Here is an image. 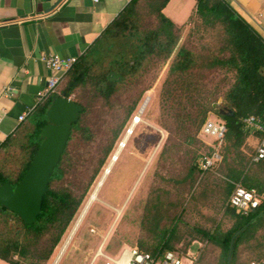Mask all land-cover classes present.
<instances>
[{"label": "rangeland", "instance_id": "obj_1", "mask_svg": "<svg viewBox=\"0 0 264 264\" xmlns=\"http://www.w3.org/2000/svg\"><path fill=\"white\" fill-rule=\"evenodd\" d=\"M139 11L142 29L157 26L148 1L141 2ZM220 42L215 29H205L196 19L181 28L180 45L196 54L207 56L218 52ZM120 50V44L115 42L110 50L102 52L103 66ZM175 55L176 52L168 61L153 59L142 77L121 85L108 101L99 96L91 84L73 91L70 97L85 107L82 124L91 129L94 139L88 140L80 134L70 142L62 162L64 176L55 180L52 187L73 191L82 197V203L50 257L41 260L34 256L27 260L29 264H114L126 249L154 244L158 221L159 227H170L177 222L173 245L182 258L196 257L195 264L219 263L220 248L196 239L200 236L194 227L214 230L219 226L225 230L233 223L225 216V161L193 179L187 174L193 162H198L201 152L208 149L206 141L213 140L204 138L200 133L202 125L198 127L201 104L212 102L214 109L208 116L221 119L216 112L220 108H229L224 97L233 83L234 74L225 69H202L201 91L194 93L191 100H195L194 104L185 97L167 102L165 82ZM146 100L148 104L142 110ZM179 102L182 107H187L181 118L176 111ZM138 114L142 121L129 134ZM248 137L246 135L245 141ZM255 148L253 143L241 147V155L249 166ZM120 149L118 159L105 175ZM223 155L225 158V149ZM234 157L235 153H230L229 159ZM250 172L260 174L259 167H252ZM260 175L264 180V173ZM97 189L96 199L90 201ZM157 203L159 210L155 207ZM79 218L81 222L70 237ZM10 223L18 229L13 220ZM50 237H44L37 248L38 253L50 248ZM68 238V244L60 254ZM187 261L184 260V264H190ZM238 262L264 264V229L241 245Z\"/></svg>", "mask_w": 264, "mask_h": 264}, {"label": "trees", "instance_id": "obj_2", "mask_svg": "<svg viewBox=\"0 0 264 264\" xmlns=\"http://www.w3.org/2000/svg\"><path fill=\"white\" fill-rule=\"evenodd\" d=\"M142 1L132 0L87 52L77 59L64 79L65 86L60 95L65 93L71 98L77 87L91 84L99 96L108 101L119 91L121 85L133 83L142 77L153 59L168 61L174 52L176 55L170 65L164 89L167 102L184 97L191 101L194 93L201 91L199 78L202 69H225L232 72L234 80L226 90L224 100L234 113L222 115L219 111L216 112L227 126L220 162L225 161L227 191L230 194L236 184L240 183L264 193V180L260 175L264 173V162H256L251 158L249 166V162L241 155V147L248 135L243 129L242 119L251 114H264V38L228 0H196L191 21L196 19L205 29H215L221 40L218 52L207 56L196 54L187 46L180 45L181 28L163 11L170 0H146L157 19V26L153 29H142L140 26L139 7ZM115 42L120 44L121 50L110 56L109 63L104 67L102 52L110 50ZM97 67L101 70L97 71ZM55 97L57 96L36 105L15 134L0 145V184L9 182L16 186L24 178L42 142L41 130L48 123L47 109ZM191 102L194 104L195 100ZM181 103L177 104V109L175 107L180 118L187 111V107H182ZM80 105L82 110L79 119L73 123L66 150L51 176L37 221L27 224L0 203V259L10 264H29L27 260L34 256L41 260L48 259L82 203V197L76 196L73 191L52 187L55 180L64 176L62 162L70 142L80 134L88 140L94 139L91 129L82 124L85 107ZM133 108L134 106L130 111ZM213 109L212 102L201 104L198 127L203 126L208 113ZM230 153H235L233 159H229ZM256 166L259 167L260 174L253 175L250 169ZM210 170H202L198 162H193L187 176L193 179L197 174ZM226 199L225 193V215L233 220L229 228L222 230L218 226L209 230L196 226L194 230L200 236L196 239L220 248L218 264H239L241 245L248 243L260 229H264V205L248 214H242ZM159 205L157 203L155 206L157 210ZM10 220L18 226L17 230ZM155 227L156 242L150 247L142 245L138 250L159 260L167 251H176L173 241L177 233V222L170 227H159L158 221ZM48 235L51 236L50 248L38 253V246Z\"/></svg>", "mask_w": 264, "mask_h": 264}, {"label": "crops", "instance_id": "obj_3", "mask_svg": "<svg viewBox=\"0 0 264 264\" xmlns=\"http://www.w3.org/2000/svg\"><path fill=\"white\" fill-rule=\"evenodd\" d=\"M131 1L0 0V145L15 134L22 122L19 117L37 104V93L54 74L43 56L79 58ZM228 1L264 38V0ZM195 9L196 0H170L163 11L183 28ZM8 88H13L11 93ZM245 142L244 146L257 145L258 139L249 135ZM225 189L228 202L233 190L228 194ZM184 260L197 262L196 257ZM0 264L10 263L0 259Z\"/></svg>", "mask_w": 264, "mask_h": 264}, {"label": "built area", "instance_id": "obj_4", "mask_svg": "<svg viewBox=\"0 0 264 264\" xmlns=\"http://www.w3.org/2000/svg\"><path fill=\"white\" fill-rule=\"evenodd\" d=\"M91 1L98 2L99 0ZM77 59L76 57L64 58L58 54L43 56L47 67L54 74L47 79L46 85L37 93L36 105L52 96H59L61 94L60 85L77 62ZM12 90L13 88H8L7 93H11ZM36 105L23 113L19 117V121H23ZM212 118L208 116L200 131L204 138L213 139L210 142L205 140L209 148L203 151L198 159L199 167L202 170H210L216 167L222 160L221 149L225 143L227 126L224 120ZM2 120L3 116L0 115V123ZM242 123L245 132L250 136H256L258 139L252 159L256 162H264V114L248 115L242 119ZM229 204L239 213L248 214L264 205V193L259 192L255 188H247L238 183L230 195ZM123 256H126L125 264H184L181 255L173 250L167 251L159 260H156L149 253L140 252L138 249H127L123 252L121 258ZM118 260L114 264H118Z\"/></svg>", "mask_w": 264, "mask_h": 264}, {"label": "water", "instance_id": "obj_5", "mask_svg": "<svg viewBox=\"0 0 264 264\" xmlns=\"http://www.w3.org/2000/svg\"><path fill=\"white\" fill-rule=\"evenodd\" d=\"M81 110V105L65 93L55 97L47 109L48 123L41 130L42 142L24 178L16 186L9 182L0 184V203L27 224L37 221L51 176L61 161ZM219 112L234 113L225 107Z\"/></svg>", "mask_w": 264, "mask_h": 264}, {"label": "bare ground", "instance_id": "obj_6", "mask_svg": "<svg viewBox=\"0 0 264 264\" xmlns=\"http://www.w3.org/2000/svg\"><path fill=\"white\" fill-rule=\"evenodd\" d=\"M147 104H148V100H146V101L144 102L143 107H142V110L145 109V107L147 106ZM140 114H141V113H140ZM140 114L136 115V118L134 119V123H133L131 129L129 130V134L132 133L133 128L135 127V125H136L138 122L142 121V119H141V117H140ZM121 147H123V146H121ZM120 151H121V149L118 150V151L116 152V154H115L113 160L111 161L110 165L107 167V170H106L105 175L109 174V172L111 171V167H112L113 163L118 159V156H119ZM102 178H103V177H102ZM100 180H101V179H100ZM102 180H103V179H102ZM102 184H103V181L99 184V186H97L98 189H99V187H101ZM98 189L95 190L94 194L91 196L92 198H91L90 201L96 199ZM90 204H91V203H90ZM84 210H85V211H83V214L86 212L87 207H86ZM83 214H82V216H83ZM80 217H81V216H80ZM79 221H80V218H79L77 224L75 225L74 229L72 230V232H71V234H70V237H71V235H73V233H74L75 230H76V227L79 225V224H78ZM80 222H81V221H80ZM68 241H69V238L67 239V241H66L65 245L63 246V248L61 249L60 254L63 253L64 249L66 248V246H67V244H68ZM59 257H60V256H59ZM55 261H57V260H55ZM125 262H126V257H122L121 259L118 260V264H125Z\"/></svg>", "mask_w": 264, "mask_h": 264}]
</instances>
